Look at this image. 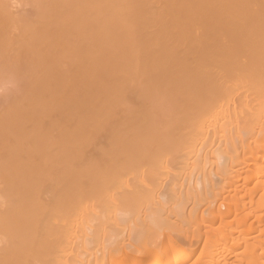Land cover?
<instances>
[{"label": "bare ground", "instance_id": "1", "mask_svg": "<svg viewBox=\"0 0 264 264\" xmlns=\"http://www.w3.org/2000/svg\"><path fill=\"white\" fill-rule=\"evenodd\" d=\"M0 264H264V0H0Z\"/></svg>", "mask_w": 264, "mask_h": 264}, {"label": "rangeland", "instance_id": "2", "mask_svg": "<svg viewBox=\"0 0 264 264\" xmlns=\"http://www.w3.org/2000/svg\"><path fill=\"white\" fill-rule=\"evenodd\" d=\"M85 200H88V198H86ZM85 200H83V201H85ZM86 202H87V201H86ZM84 203H85V202H84ZM88 203H89V202H87V205H88ZM89 204H90V203H89ZM87 205H86V203H85V206H87ZM82 206L85 207L84 204H83ZM82 206H81V207H82ZM88 207L91 209L90 205H88ZM134 207H136V208H137V207H142V203H138V204L134 205ZM80 209H81V208H80ZM136 212H137V211H135V214H132V213H134V212L131 211L132 216H133V215H134V216H133L132 218H131V215L129 216L130 218H127V217H128V216H127V217H126V218H127V219H126L127 221H125L126 224H127V225L125 224L126 227H124V226H125V225H124V223H125L124 220L122 221L121 226L124 225L123 227H124L125 229L127 228V226H129V227L126 229L127 232H128V231H129V232L127 233V235H126L125 237H127V236L130 235V234H133L134 236H137V237L140 236V237L138 238V239L140 240L143 236H145V234H146L145 232H146L147 230H148V231H151V230L154 228V226H153L152 223H151L150 221H148V220H146V221L144 222V220L142 219V215L140 216V219L138 218V220H136L137 217H138V215H136ZM137 214H139V213H137ZM135 215H136L137 217H136ZM86 217H87V216H86ZM119 217H120V216H119ZM121 217L123 218V216H121ZM87 218H88V217H87ZM123 219H125V218H123ZM128 219H129V220H128ZM87 220H88V219H87ZM87 220H86V221L84 220V222H83V224H82L83 226H80V227H82V228H80V227L78 226L79 228H78L77 231L75 230V229H77V225H76V228H74V230L76 231V233L79 232V234H76V236H78V238L74 237V235H75V231H72V233H71V235H70L71 238H74V240H75V239L81 240V239H80V236L83 237V236H85V234H90V231H89V233H85V232L88 231V229H87L86 227H87V226H89L88 228L91 227V226L88 224V221H87ZM118 220H122V219L119 218V219H117V221H118ZM134 220H135V221H134ZM123 222H124V223H123ZM86 223H87L88 225H87ZM118 223H121V221H118ZM79 224H80V223H79ZM80 225H81V224H80ZM83 227H84L85 229H87V230L85 231V229H84ZM149 228H150V229H149ZM80 229H83V231H85V232H83L82 230L79 231ZM82 232L85 233V234H84V235H81ZM73 233H74V234H73ZM143 233H144V235H143ZM141 240H142V239H141Z\"/></svg>", "mask_w": 264, "mask_h": 264}]
</instances>
